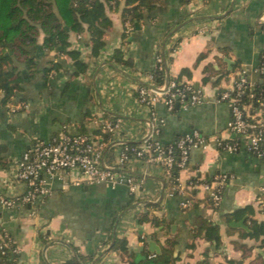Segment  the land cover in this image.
<instances>
[{"label": "crops", "instance_id": "1", "mask_svg": "<svg viewBox=\"0 0 264 264\" xmlns=\"http://www.w3.org/2000/svg\"><path fill=\"white\" fill-rule=\"evenodd\" d=\"M122 7L123 0L118 6L113 1L107 10L113 24L98 56L91 54L87 31L71 34L72 46L89 63L86 70L75 74L71 57L49 51L11 101L3 103L0 93V196L25 192L27 185L16 174L22 153L34 136L48 139L64 125L105 139L108 163L116 162L123 143H142L150 136L167 143L198 128L206 136L236 137L227 129L231 107L219 98L220 91L242 70L254 83L262 80L257 68L264 51V0H160L129 31ZM117 48L128 62L115 59ZM157 53L166 59L168 77L179 75L200 87L203 102L187 108L178 103L169 110L162 101L151 107L138 100V87L149 82ZM51 57L61 66L44 79L42 68ZM184 68L189 70L182 73ZM152 109L164 120L155 135ZM115 118L121 119L120 128L103 131L102 121ZM122 169L144 179L140 193L126 185L74 184L79 173L74 169L53 178L44 197L12 207L0 203V238L7 235L17 248L12 264H66L74 258L80 264H147L164 255L166 264H221L228 258L235 260L232 264H264V241L245 234L248 215L264 220V156L244 144L236 151L221 149L212 138L206 146L192 147L178 175L185 194L177 192L161 163L133 158ZM216 176L226 180L215 207L201 182ZM194 177L200 181L191 185ZM184 199L193 204L184 206ZM246 204L254 206L252 214L228 221V214ZM146 210L165 222L139 221ZM204 219L220 225L218 243L195 233ZM241 219L245 226L235 224ZM123 238L126 249L116 247ZM166 247L171 254H164Z\"/></svg>", "mask_w": 264, "mask_h": 264}, {"label": "built area", "instance_id": "2", "mask_svg": "<svg viewBox=\"0 0 264 264\" xmlns=\"http://www.w3.org/2000/svg\"><path fill=\"white\" fill-rule=\"evenodd\" d=\"M126 25V31L133 28L129 21ZM165 61L164 55L157 53L153 68H163ZM152 69L147 73L149 82L142 83L138 87L137 98L140 102L152 107L162 101L169 110H174L178 103L187 108L204 101L203 90L189 81L173 78L156 84ZM257 70L264 81V51ZM254 87L255 83L250 80L247 72L242 70L231 86L224 87L220 91L219 98L230 103L231 115L227 129L236 135L233 138L222 135L206 136L198 128L187 130L167 143L150 136L142 143H123L116 162L108 163L105 160L108 142L105 139L95 138L90 133L72 131L64 125L62 131L48 139L34 136L17 163L16 174L25 181L27 185L25 192L14 197L0 196V203L12 207L44 197L51 191L53 178L74 169L79 172L73 179L74 184L105 183L112 187L126 185L132 193L138 194L144 179L136 178L122 169L127 161L142 158L149 162L161 163L166 175L171 177L176 167L180 170L189 163L192 147L206 146L211 138L221 149L236 151L244 144L250 153L264 156V100H260L255 106L251 101L243 100L246 90L251 91L250 97L254 96ZM151 120L155 135L160 130L159 124L164 120L154 109L151 110ZM120 125V118L104 119L102 130L110 133L120 128ZM176 178L177 192L185 194V186L178 182V176ZM225 178V176H216L215 180L201 182L216 204H219L222 198ZM197 183L190 181L191 185ZM261 188L264 190V185ZM182 204L187 206L190 200L184 199ZM0 250V264H12V253L17 251V248L11 243V238L5 234L0 238ZM154 256L155 253L150 255V257Z\"/></svg>", "mask_w": 264, "mask_h": 264}, {"label": "trees", "instance_id": "3", "mask_svg": "<svg viewBox=\"0 0 264 264\" xmlns=\"http://www.w3.org/2000/svg\"><path fill=\"white\" fill-rule=\"evenodd\" d=\"M113 1L117 6L120 4V0H0V93L2 102L11 101L16 91L23 87V82L36 75L40 68L41 56L48 54L49 51H53L56 57L63 54L71 57L77 67L74 71L75 74L86 70L89 63L82 59L81 50L72 46L71 34L87 31L90 38L91 54L98 56L106 42L105 34L113 24L107 11L108 8L113 7ZM159 1L123 0L121 10L123 21L125 23L129 21L134 27L142 21L147 11L156 7ZM56 57L48 58L45 61L42 68L44 79H48L50 73L61 66V62ZM114 57L119 61L128 62L120 48L115 50ZM152 70L155 74L154 82L156 84L167 81L168 73L165 65L161 69L155 67ZM187 70L189 69L184 68L182 73ZM173 78L182 80L179 75L169 76V79ZM250 92L249 90L245 91L243 100L251 101L254 106L260 100H264V81L259 80L255 83L253 97H250ZM179 171V168L176 167L170 177L174 184L177 182L176 177L179 175ZM191 180L200 181L197 177ZM205 180L211 181V179ZM207 199L213 206H217L210 195H207ZM253 211L254 206L246 204L235 209L233 214H228L227 219L228 221L232 217L240 219L245 214H252ZM144 220H151L156 226L165 222L164 218L157 215L150 216L149 210L139 214V221ZM245 222L248 227L245 234L264 241V220L248 215ZM195 229L196 234H203L215 243L221 239L220 225L214 221L204 219L203 223ZM1 231L2 226H0ZM175 242V240H171L172 245ZM116 247L126 249L127 240L118 239ZM171 253L172 248L164 249V254ZM177 258L178 256L173 257V259ZM234 262V259L228 258L221 264ZM66 264H80V262L74 258Z\"/></svg>", "mask_w": 264, "mask_h": 264}, {"label": "water", "instance_id": "4", "mask_svg": "<svg viewBox=\"0 0 264 264\" xmlns=\"http://www.w3.org/2000/svg\"><path fill=\"white\" fill-rule=\"evenodd\" d=\"M169 80V77L167 81ZM235 224L243 225L245 226L244 219H241L240 221H236ZM160 253V251H159ZM169 259L168 255H164L160 260H147V264H166L167 260Z\"/></svg>", "mask_w": 264, "mask_h": 264}]
</instances>
